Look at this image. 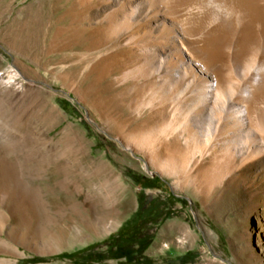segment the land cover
Instances as JSON below:
<instances>
[{
  "label": "rangeland",
  "instance_id": "rangeland-1",
  "mask_svg": "<svg viewBox=\"0 0 264 264\" xmlns=\"http://www.w3.org/2000/svg\"><path fill=\"white\" fill-rule=\"evenodd\" d=\"M235 5L0 0V264H74L54 255L115 232L135 210L144 178H154V187L143 188V197L160 206L172 202L143 252L153 264H179L175 258L185 252L194 255L186 264H264V151L250 164L214 168L206 178L205 163L180 168L171 156L188 134L179 128H212L224 112L242 106L236 100L241 92L249 106L263 102L264 113V66L256 55L264 53L260 16L254 22L249 8ZM259 5L263 20L264 0ZM110 13L118 21L113 31ZM163 25L180 30L158 36ZM15 32L28 34L32 45L20 48ZM157 40L166 42L167 53ZM172 57L177 61L168 71L163 59ZM198 66L211 82L218 75L220 94H199L195 109L201 112L177 115L175 135L157 143V154L166 158L126 149L119 123L125 132L152 124L156 116L138 106L158 91L166 107L176 99L190 103ZM133 69L147 75L133 79ZM174 139L181 147L167 148ZM16 189L27 192L21 201Z\"/></svg>",
  "mask_w": 264,
  "mask_h": 264
},
{
  "label": "bare ground",
  "instance_id": "bare-ground-1",
  "mask_svg": "<svg viewBox=\"0 0 264 264\" xmlns=\"http://www.w3.org/2000/svg\"><path fill=\"white\" fill-rule=\"evenodd\" d=\"M234 1L236 4L235 6L238 8L239 7L240 8L245 7L247 9L249 8V10H248L249 14L247 13L248 15L252 16L253 13L256 15L255 17H257V18L255 20H253L254 22L256 20H259V18H260L259 25H260L261 34L264 33V17L262 20V16H261L262 14H260L261 7L259 5L260 0H234ZM250 13H252V14H250ZM258 14L260 16L259 18H258ZM196 15L198 16V14H196ZM187 20H188V18H187ZM107 22H108L107 28H109V30L113 31L116 29V25H117L118 21L117 22L115 21V17L113 16L112 13H110V15L107 19ZM182 23H183V25L186 24V23H184V21H182ZM164 25H163V28L160 30V33L157 34L158 36L162 35L163 34L162 32L164 30L170 29L171 31L174 30L175 32L176 31L179 32L180 27H181V29H182V27H184V26H182V24L179 25L180 26L179 28H175V26L173 28V27H168V26H164ZM258 29H259V26H258ZM244 30H248V28L247 29L245 28ZM14 35L17 37L18 44H19L20 48H24V47L28 48L29 46L32 45V42H30L32 40L28 34H21V33L16 34V32H15ZM208 36H209V34H208ZM128 37L133 39L134 35L130 34ZM145 40H146V38H145ZM135 41H136V39H135ZM163 41L157 40V41H155V43L157 45L161 44V48H159L160 52L167 53V50L164 48V46L166 45V42H163ZM262 43H264V34H262ZM173 44L175 45V43H173ZM212 44L209 42H206L204 40L203 46L204 47L206 46L208 49H211L213 47ZM140 45L142 46L141 48H143V46H145L142 44H140ZM243 45H245V44H243ZM174 48H175V46H174ZM180 54L181 53L177 50L176 51L177 60H180L182 58ZM258 54H259V52H258ZM258 54L256 53L257 57L260 59L259 60L257 59L258 60L257 65H259V68L261 69L264 66V53H263V55H261V54L258 55ZM261 58H262V60H261ZM177 60H174L173 57L163 59V62L165 63L166 67H168V71L175 66ZM215 71H216V69H215ZM193 72L195 73L196 77L198 78V83L195 82L196 84H198V87H197L198 90H196L197 91L196 93L193 92L194 94H192L191 97L189 98L191 100L190 103H187V104L183 103V105H181L182 101L179 99H176V100H172L173 104L171 106L166 107L164 105V100H161V97L159 95L160 91H158L156 93L155 97L154 96H153V98L149 97L146 101H143L141 106H138L141 109L148 107L150 109L151 113L154 116H156V119L152 124L147 125L146 123H143L141 125L140 129L138 128L136 130L135 128H132L131 130L125 132L123 130V125H125V124L119 123L120 125H118V126H119V129L121 131L120 136L123 137L124 141H126V145H125L126 149L131 150L132 149L131 146H133V149L139 148L141 150L146 151V153H150L151 157H153L152 159L155 158L156 161H159L160 158H162V157H163V160H164V158H166L164 156H159L157 154L158 153V152H156L157 151V143L160 141H163V140L165 141L169 136H172L173 134L175 135L174 132L177 131L176 129H177V124H178L177 115L183 116L185 118L188 117L190 115L191 110L193 108L195 109V107H196V103H197L196 99H197V96H199V94H204V93H206V91L216 92L217 94H220L219 81H218V75L217 74H216L215 81L211 82L209 80V77L208 78L205 77V75H207L208 73L206 72L205 69H203V67L198 66V68L193 69ZM130 73H131V71H130ZM146 75H147L146 69L144 71L140 70V72H138V71L136 72L133 69L131 77L133 79L138 80V79H140V77H145ZM146 81H147V79H146ZM192 84H193V82H192ZM176 96H178V95H176ZM180 97H181V95H180ZM182 98H184V97H182ZM236 98H237L236 100L240 99L242 101V103H241L242 106H239V107L233 109V111H231L232 109H229L228 111L224 112L222 115V118H220L216 122H214V121L212 122V124H214L212 126V128L210 127V128L205 129L204 125H199V127H194L193 126L194 124H191V123H186L185 126L179 128V131H181V132L186 131L188 133L185 137V141H184L185 144L181 148V150L178 151L179 150L178 149L177 151H175V152H177V154L171 155L172 158L176 160V162H177L178 166H180V168L188 167L190 164L198 166L202 163L203 164L205 163L206 168L204 169L201 178H203V177L206 178V176H209L210 171L214 168H218L221 166H225V168L226 167L238 168V167L244 166L247 163L250 164L253 160H255V158H257L264 151V113L260 109L261 106L263 105V102H261V101L259 102V100H255L254 103L251 106H249L251 101L249 102L248 98H250V97H248V98L245 97V94L243 92H241L239 94V96ZM154 99H159L160 101H158V103L155 104L153 101ZM140 108L138 109L137 112H141ZM202 109L203 108H196L195 113L201 112ZM216 115L217 114H211L212 117L216 116ZM220 115H219V117H220ZM214 119H217V117ZM245 120H247V122H245ZM219 121H222V123L220 124ZM206 124L207 123H205V125ZM230 132L232 134H229ZM172 138H175V137H172ZM175 139L173 141L167 143V145H166L167 148L170 147V145L172 146V145H176V144H177V146L181 147L178 143H176L177 140H175ZM177 148L178 147H176V149ZM168 161H169V159H168ZM12 189H14V188H12ZM23 192H22V190L21 191L17 190V189L13 190V194L15 193L16 197H18L17 201L18 200L21 201L23 198L26 197L27 192L26 191L24 193Z\"/></svg>",
  "mask_w": 264,
  "mask_h": 264
},
{
  "label": "trees",
  "instance_id": "trees-1",
  "mask_svg": "<svg viewBox=\"0 0 264 264\" xmlns=\"http://www.w3.org/2000/svg\"><path fill=\"white\" fill-rule=\"evenodd\" d=\"M153 179L142 180L135 210L115 232L108 234L99 242L69 253L56 254L54 258H66L74 264H78L76 257L81 258L79 264H99L108 259L122 260L117 264H153L151 258L144 256L143 252L150 245L156 228L169 217L167 207L172 204L170 202L168 205L160 206L161 202L156 201L155 198L143 197L142 189L154 187ZM133 181L138 182L135 178ZM193 258V254L185 252L178 255L175 260L179 264H186Z\"/></svg>",
  "mask_w": 264,
  "mask_h": 264
},
{
  "label": "water",
  "instance_id": "water-1",
  "mask_svg": "<svg viewBox=\"0 0 264 264\" xmlns=\"http://www.w3.org/2000/svg\"><path fill=\"white\" fill-rule=\"evenodd\" d=\"M142 162H143V165H144V167H146L147 165H146V162L144 161V160H142ZM147 171H149V170H147ZM150 173H154V174H157V172L156 171H149Z\"/></svg>",
  "mask_w": 264,
  "mask_h": 264
}]
</instances>
